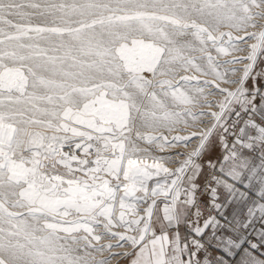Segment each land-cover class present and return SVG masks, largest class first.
<instances>
[{
  "label": "snow or ice",
  "instance_id": "obj_1",
  "mask_svg": "<svg viewBox=\"0 0 264 264\" xmlns=\"http://www.w3.org/2000/svg\"><path fill=\"white\" fill-rule=\"evenodd\" d=\"M258 61L264 0H0V264H264Z\"/></svg>",
  "mask_w": 264,
  "mask_h": 264
},
{
  "label": "crops",
  "instance_id": "obj_2",
  "mask_svg": "<svg viewBox=\"0 0 264 264\" xmlns=\"http://www.w3.org/2000/svg\"><path fill=\"white\" fill-rule=\"evenodd\" d=\"M261 68H264V63H261L258 61L257 70H260ZM228 139H229V143H231L234 138L231 135H229ZM223 151H224L223 148L217 144L216 145V154L222 155ZM240 187H241V191H248L247 189L243 188L242 185ZM249 196L251 198H255L254 193H252V192H249ZM226 211L228 212V219L232 220L234 214H235L236 218H240L243 215V212L245 211V209H243V207L241 205H233V206L229 207ZM205 215H207V213ZM224 222H225L224 219L221 218V223L223 224ZM260 228H261V225L259 223H257L254 230L249 229L248 230V232H249L248 239L251 240L252 242L259 243L258 238H257V232L260 230ZM181 233H182V235H185V236L190 235L188 233L187 229H185L183 226L181 227ZM209 251H210L211 255H213V256H218L221 254V250L216 248L214 244L210 247ZM226 258L230 259V260L231 259H237L236 257H226ZM124 264H127V261H124Z\"/></svg>",
  "mask_w": 264,
  "mask_h": 264
},
{
  "label": "bare ground",
  "instance_id": "obj_3",
  "mask_svg": "<svg viewBox=\"0 0 264 264\" xmlns=\"http://www.w3.org/2000/svg\"><path fill=\"white\" fill-rule=\"evenodd\" d=\"M187 131H191V129H189V130H187ZM193 146H191L190 148H188V149H185V148H178V149H174V150H171V151H176V150H178L179 151V149H180V151L181 152H189V151H191L192 149H194L195 147H196V144L195 143H193L192 144ZM144 146H146V145H144ZM176 165H172V167H175Z\"/></svg>",
  "mask_w": 264,
  "mask_h": 264
},
{
  "label": "rangeland",
  "instance_id": "obj_4",
  "mask_svg": "<svg viewBox=\"0 0 264 264\" xmlns=\"http://www.w3.org/2000/svg\"><path fill=\"white\" fill-rule=\"evenodd\" d=\"M217 99H219V97H218ZM205 111H207V110H205ZM234 118H235V117H233V119H234ZM208 123H210V121H209ZM191 146H193V145H191ZM176 151H178V150H176ZM174 152H175V151H174ZM179 152H181L180 149H179ZM173 166H174V165H173ZM203 198H204L203 196L200 197L201 201L203 200ZM205 214H206V213H205ZM251 242H252V241H251ZM120 251H124V249H121ZM113 264H117V261L114 260V261H113ZM120 264H124V261L120 262Z\"/></svg>",
  "mask_w": 264,
  "mask_h": 264
}]
</instances>
